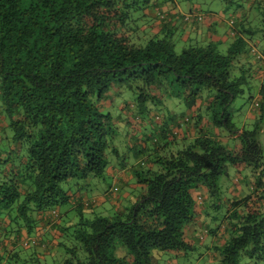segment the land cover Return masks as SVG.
Listing matches in <instances>:
<instances>
[{
  "label": "trees",
  "instance_id": "1",
  "mask_svg": "<svg viewBox=\"0 0 264 264\" xmlns=\"http://www.w3.org/2000/svg\"><path fill=\"white\" fill-rule=\"evenodd\" d=\"M194 1L184 9L180 0H0V264L21 260L24 248L32 249L26 262L42 264H153L157 254H187L194 191L221 199L220 179L235 167L250 169L253 189L218 225L227 238L215 264H264L262 124L239 129L230 113L264 75V0H221L234 13L250 7L229 19L226 53L182 40L177 52L173 21L197 25L211 13ZM246 53L260 69L242 63ZM171 101L186 109L181 120L170 115ZM143 122L156 130L142 132ZM216 129L240 149L223 145ZM125 141L148 164L132 166L141 191L123 210L99 215L98 199L81 190L107 177ZM65 205L79 213L76 222L62 224Z\"/></svg>",
  "mask_w": 264,
  "mask_h": 264
},
{
  "label": "crops",
  "instance_id": "2",
  "mask_svg": "<svg viewBox=\"0 0 264 264\" xmlns=\"http://www.w3.org/2000/svg\"><path fill=\"white\" fill-rule=\"evenodd\" d=\"M168 7L164 6L163 9H167ZM250 10L249 6H246L243 10H237V13L230 14V19L234 17L235 19L237 17H240L241 15H244L248 13ZM236 11V10H235ZM235 14V15H234ZM173 16V13H172ZM219 25H207L204 24H197V25H191V27L188 26V24L183 23L182 20H175L173 21L175 25L178 28L177 37H180L181 40L185 43H206L209 42L211 39L214 41H220V43L223 41L224 38H227V35L219 36V30L221 26V22L217 19ZM208 22V24H210ZM229 25V23H228ZM229 27L232 29L231 32H233V28L229 25ZM229 28V30H230ZM232 35L229 32V39L232 41ZM242 63L246 65H251L255 69H258L257 63L252 58L250 53H246L241 58ZM259 79V77H257ZM260 79L257 83L260 84V88L257 90V92L262 88V85H264V75L260 76ZM260 96V95H259ZM175 102V101H174ZM168 107L170 108V115H172L175 120H181L184 116H186L187 111L186 109L180 105L179 103L175 102L173 103H167ZM156 125V124H155ZM155 125H151V123H145L143 122L141 124V131L146 132V134H149L148 130H156ZM203 127H209L207 124V121L205 120L202 124ZM174 124H172V127ZM212 128V127H209ZM140 129V128H139ZM187 127L185 128V130ZM127 130V128H126ZM212 130V129H211ZM125 131V130H124ZM140 131V133H141ZM215 134L220 136V138H223V133L221 130L216 129ZM187 137L189 139H193L196 136V130L192 127H190V130L186 131ZM236 141V146L234 149H240L241 144L240 141L237 139V137H231ZM239 141V142H238ZM127 141H125L122 145L124 146L125 152H127V155L121 158H117V161H111V166L108 168L107 171V177L111 176L115 182H117L120 185V191H122L121 186L126 187V191H122V197L119 198L117 201H110L108 200L104 193L101 195H95V197L98 199V205L99 207H102L107 211L109 208L114 207L115 210H123L125 203L134 202L137 198L134 194V191L136 189V192L138 189H140V186L135 181V178L133 177V174L131 172L132 165L136 162L135 160H132L130 158V155H134V152L131 150V146H126ZM126 144V145H125ZM228 148H230L228 146ZM231 150L233 148H230ZM137 156V155H136ZM123 160L125 162H123ZM139 161L137 160V163ZM231 169L228 170V177L229 172ZM235 170L237 175L233 178L234 186L231 188V191L229 192L228 196L224 199V202L226 204V214L224 213V218L230 217L233 215V210L230 206L231 202L234 200H240L243 197L249 196L252 193V187H253V175L250 172V169L246 167H235ZM246 172L247 174L245 176L242 175V173ZM115 192L118 191V186H114ZM194 197L195 199H200L198 201V206L196 207V216L194 218V221L189 224L186 229V241L190 244L191 250L190 252H193L197 246L199 247H206L208 250V255L211 259V264H215L219 259V254L216 251V247L222 246L225 243V239L227 238V233L225 232L224 227H219L216 230V227L214 228L212 226L213 222L216 220V218H213L212 216H209V209L213 208V210L220 209L219 205H210L212 200L209 198L208 190L206 188H200L196 191H194ZM104 195V196H103ZM108 202H110L108 205ZM213 220V222H209L208 220ZM44 225V224H42ZM48 225V224H47ZM48 229V228H47ZM37 235L41 237H46L44 227H39L37 229ZM45 235V236H44ZM28 234L26 230L22 231V237H27ZM35 236V233L32 235ZM211 238V240L209 239ZM210 242L208 246H206L207 242ZM187 256L184 252H168V254H157L158 262H165L169 264H179V261L175 257H183ZM155 259V258H154Z\"/></svg>",
  "mask_w": 264,
  "mask_h": 264
},
{
  "label": "rangeland",
  "instance_id": "3",
  "mask_svg": "<svg viewBox=\"0 0 264 264\" xmlns=\"http://www.w3.org/2000/svg\"><path fill=\"white\" fill-rule=\"evenodd\" d=\"M180 3L184 9L186 8L188 9L189 7H192V4L187 3V0H180ZM194 3L196 5L198 4V6H200L204 12H208V11L211 12L208 15L205 14L209 16V18H206L201 24L206 23V26L207 25L210 26L212 24L219 25L217 19L221 22L219 36H224L226 34L227 38H224L221 43L220 41H217V40L214 41L213 39H211L209 42H214L218 44L220 50L223 53H226L230 44L232 43V41H230L229 39V32L231 34L232 29L230 28L229 30V25H228L230 14L234 13L236 9L228 8L227 5L221 0H195ZM210 21L211 23L208 24V22ZM191 25L193 24H189L188 26L191 27ZM175 43L177 47V52H180L185 44L181 42L180 37H176ZM262 64L264 65V62H262ZM257 67L258 69H260L261 68L260 64H257ZM257 84H258L257 82L252 83V79H251V86L253 87L251 88L252 90L250 92L246 90L244 95H241L240 97L236 99V101L230 108V113L232 114L233 122L236 124V126L239 129H245L247 131H252L255 129L256 124H259V123L262 124V128H261L258 138L264 148V94L259 96L257 89H256ZM173 103L175 102L173 101ZM122 108L123 107H120L119 109L121 110ZM114 110L112 109V114L114 118H116V120L118 119L117 123L121 125V118H119L121 114L117 112L116 109ZM222 133H223V138H222L223 145L229 146L230 148L234 149L236 146V141L231 138L232 136L228 132L223 131ZM118 144H119V147H121V150L123 152V157H124L125 155H127V152H125V148L123 145H121L120 143ZM123 157L121 158V160L123 159ZM130 158L134 160L133 155H130ZM109 159H110V163L111 161H117V157L115 158L114 156L109 157ZM144 161H145V165H148L146 159L143 157V159L139 160L138 163H137V160L134 161L136 162V164L134 163L132 166L134 165L137 166V164H140V163L142 164ZM230 169H231L229 172L230 177H222L220 179V185L222 189L221 199H218V198L211 199L212 202L210 203V205H219V207L221 206L220 209H217V210H213V208L209 209V214H210L209 216L216 218L214 222L212 219L208 220L211 223L213 222L212 226L214 228L217 225H220L224 221V213L226 214V207H227L224 202V199L228 196L229 192L231 191V188L234 186L233 178L238 173L236 172L235 168H230ZM246 174H247L246 172L242 173L243 176H245ZM69 185L70 184H63L62 187L67 190ZM114 186H118V191L113 194V197L121 198L122 197L121 192L126 191V187L121 186L122 191H120V185L117 182H115L111 176L105 177L102 180L100 179L94 180L91 186L82 188L81 192L86 193L89 197L95 196V195H101L103 193L105 195V192L107 190L111 188H113L114 190ZM71 188H72L73 193L77 194L76 188L74 186H71ZM140 191H141V188L138 189L137 192L135 189L134 191L135 196H138ZM111 199H108V200H111ZM109 203L110 202H108V205H110ZM68 209H70V206H66V205L61 206L59 209L62 215V218H63V223H62L63 225L67 224L70 219H74L75 222L76 220L79 219L78 212H76L75 210L68 211ZM113 211H114V207L109 208L107 211H105V209H103L102 207H99L97 214L109 216ZM84 216L90 219L95 217L93 214H89L87 212L84 213ZM73 230L74 229H72L71 232ZM47 237L51 238L50 235H48ZM209 239L211 240V238ZM209 244L210 242L208 241L206 246H208ZM20 251L24 254L21 257V260H15V261L11 260V264H42L43 263L42 261H40V263H38L37 261L32 262L31 260H28V262L25 261L26 260L25 256L30 255L31 254L30 252H32L31 248H24L23 250H20ZM163 254H168V252L163 253ZM208 254L209 253L206 247L202 248V247L197 246L193 252L188 251L187 256L185 255L183 257H175V258L179 261V264H211V259ZM59 255H61V257H59ZM64 256H65V252L61 251V254H58V256L56 255L55 257L60 258L62 262L64 259ZM157 262H158V258L156 256L153 261V264H169L165 262H159V263Z\"/></svg>",
  "mask_w": 264,
  "mask_h": 264
},
{
  "label": "built area",
  "instance_id": "4",
  "mask_svg": "<svg viewBox=\"0 0 264 264\" xmlns=\"http://www.w3.org/2000/svg\"><path fill=\"white\" fill-rule=\"evenodd\" d=\"M197 19H198L199 22L203 21V18L200 15L197 16ZM184 21L185 22H192L193 21V17L191 15H189L188 17H185Z\"/></svg>",
  "mask_w": 264,
  "mask_h": 264
}]
</instances>
